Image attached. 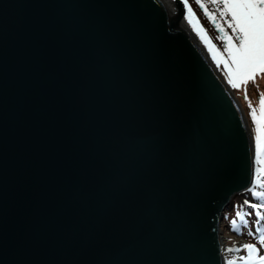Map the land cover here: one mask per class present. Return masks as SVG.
<instances>
[{"label":"water","instance_id":"1","mask_svg":"<svg viewBox=\"0 0 264 264\" xmlns=\"http://www.w3.org/2000/svg\"><path fill=\"white\" fill-rule=\"evenodd\" d=\"M169 2L0 0V264H223L252 141Z\"/></svg>","mask_w":264,"mask_h":264},{"label":"snow or ice","instance_id":"2","mask_svg":"<svg viewBox=\"0 0 264 264\" xmlns=\"http://www.w3.org/2000/svg\"><path fill=\"white\" fill-rule=\"evenodd\" d=\"M196 3L218 31L217 39L222 42V49L207 36L203 27L195 20L188 0H184L187 22L205 44L217 67L223 66L222 71L227 83L233 89H240L249 82H255L258 76H264V0H208V4L212 6L211 11L208 4L202 0H196ZM245 100L248 102L254 125L251 152L255 166V186L246 191H251L260 203L245 200L244 205L256 210L257 217L255 233L249 231L248 234L255 236L259 246L264 247V227H260L264 221V214L260 211L264 208V93L259 94L258 104L254 106L245 88ZM236 216L247 226V220L242 212L238 211ZM230 223L232 229L239 232L237 220L232 219ZM260 247L257 244L229 247L225 249L226 252L245 254L227 259L226 264H264V255L260 253Z\"/></svg>","mask_w":264,"mask_h":264},{"label":"rangeland","instance_id":"3","mask_svg":"<svg viewBox=\"0 0 264 264\" xmlns=\"http://www.w3.org/2000/svg\"><path fill=\"white\" fill-rule=\"evenodd\" d=\"M191 7L194 9L195 13L197 14V18L200 19L202 24L204 25L206 31L209 34L210 39L214 44L217 45L218 48L222 49V42L217 39L218 31L215 29L214 25L207 19V17L204 15L203 9L199 7V5L196 3V0H188ZM205 4H208V0H202ZM209 10H212V6L208 4ZM231 31L230 29L228 30ZM215 64V63H214ZM218 68V67H217ZM223 66L221 65L219 69V73L223 77L225 83L228 85L230 91L233 93L234 97L236 98L243 115L245 117L247 127L249 129L250 138L252 140L253 137V129L254 125L251 119L250 115V109L248 106V102L245 100V88L247 91L248 98L252 105L258 104L259 94L264 93V76H258L256 78L255 82H249L246 86H241L240 89H233L231 85L227 83V79L223 74L222 71ZM255 174V173H254ZM255 186V178L250 186L249 189L254 188ZM248 200L252 203H260L251 193V191H244L243 193L238 194L234 198L235 206L231 208L227 212V219H222L221 221V236H222V256H223V264H226L227 259L235 258L239 255H244V252L236 253V252H226L225 249L229 247H239L244 244H257L258 247L259 244L257 242V239L255 236H250L248 233L249 231H252L255 233L257 225L255 224V221L257 219L255 215L254 209L249 208L247 205H244V201ZM242 212L245 215V220H247V226H245L239 218L236 216L237 212ZM261 213L264 214V208L260 209ZM247 213V214H246ZM248 213H251V215H248ZM224 217V215H223ZM236 219L237 220V227L239 228V232L234 231L231 226V220ZM260 227H264V221L261 222ZM258 235V233H257ZM260 253L264 255V247H260ZM225 262V263H224Z\"/></svg>","mask_w":264,"mask_h":264},{"label":"bare ground","instance_id":"4","mask_svg":"<svg viewBox=\"0 0 264 264\" xmlns=\"http://www.w3.org/2000/svg\"><path fill=\"white\" fill-rule=\"evenodd\" d=\"M167 4L168 3H170L169 2V0H164ZM188 24V23H187ZM187 31H188V33L189 34H191L190 33V30H188V28H187ZM193 34H195V33H193ZM192 34V37H193V39H195V42H196V44L198 45V47L202 50V52L207 56V58L209 59V61H210V63L213 65V66H215V67H217V65L216 64H214L215 62L211 59V54L210 53H208V51H207V48H206V46H205V44L203 43V41H201L200 39H199V36H198V38H195L194 37V35ZM247 125V124H246ZM248 128V127H247ZM248 132H249V130H248ZM252 141V140H251ZM253 167H254V172H253V179L255 178V166H254V160H253ZM224 256V255H223ZM225 263V262H224Z\"/></svg>","mask_w":264,"mask_h":264},{"label":"trees","instance_id":"5","mask_svg":"<svg viewBox=\"0 0 264 264\" xmlns=\"http://www.w3.org/2000/svg\"><path fill=\"white\" fill-rule=\"evenodd\" d=\"M192 9H193V8H192ZM193 11H194V9H193ZM194 13H195V11H194ZM195 15L197 16L196 13H195ZM197 17H198V16H197ZM198 19H199V18H198ZM199 21H200V19H199ZM200 23H201V25L204 27V25L202 24L201 21H200ZM204 29H205V27H204ZM205 30H206V29H205ZM206 32H207V31H206ZM207 34H208V32H207ZM208 35H209V34H208ZM235 203H236V202H235ZM235 203H234V206H235ZM234 206H233V207H234ZM246 214H247V213H246ZM226 216H227V212L224 213V217H223V218L226 219V218H225Z\"/></svg>","mask_w":264,"mask_h":264}]
</instances>
